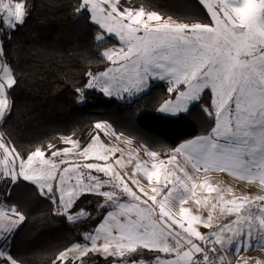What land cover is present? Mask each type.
<instances>
[{
  "label": "snow or ice",
  "instance_id": "6c2138e0",
  "mask_svg": "<svg viewBox=\"0 0 264 264\" xmlns=\"http://www.w3.org/2000/svg\"><path fill=\"white\" fill-rule=\"evenodd\" d=\"M201 3L211 23L164 20L157 11L125 6L121 0H77L75 12L86 14L100 29L96 40L102 44L115 36L120 46L100 53L110 67L86 73L87 84L76 92L98 89L123 98L145 92L152 79L166 80L171 95L162 100L159 111L171 114L188 112L210 92V104L202 108L215 126L171 149L169 162L183 155L197 173L201 169L229 172L240 180L258 181L264 188V0ZM27 12L25 3L0 0L5 26L0 33L23 25ZM3 53L0 41V120L11 109L5 89L18 82ZM94 128L84 145L66 136L62 142L71 147L48 143L24 153L0 133V181L32 183L53 202L54 214L70 223L91 216L87 209L78 208L83 197L101 198L96 211L103 210L102 222L84 235V243L59 251L52 264H93L95 257L105 264H264V260L228 256L264 248V194H235L231 188H213L207 179L197 184L180 166L182 175L166 170L161 178L159 168L164 162L149 168L137 152L133 174L143 172L146 185L122 174L132 163L133 152L125 158L123 149L101 139L118 140L123 133L107 122H97ZM73 148L80 149L78 155L87 162L66 159ZM143 150L152 158L160 156L146 147ZM197 188L217 195L200 199ZM192 198L209 209L207 216L182 206ZM174 201L181 205L178 211ZM218 207L220 215L214 216ZM25 220L19 207L0 203V264H22L7 245ZM198 225L209 231H200Z\"/></svg>",
  "mask_w": 264,
  "mask_h": 264
},
{
  "label": "trees",
  "instance_id": "16d2710c",
  "mask_svg": "<svg viewBox=\"0 0 264 264\" xmlns=\"http://www.w3.org/2000/svg\"><path fill=\"white\" fill-rule=\"evenodd\" d=\"M26 4L25 23L15 31L2 32L4 57L14 72L17 84L8 90L10 113L0 123L9 144L27 152L36 145L55 143L71 136L86 144L98 121H108L117 133L135 143L165 152L194 137L207 134L215 126L202 108L210 104L205 92L199 104L179 115L159 113L163 99L171 94L168 84L155 81L150 89L133 99L105 98L97 90L83 93L98 98L92 104H79L88 82L86 73L105 70L96 35L100 29L86 14H77V0H14ZM125 6L157 11L186 23H211L201 0H121ZM101 198L86 195L78 204L91 213L88 218L70 223L54 214L55 205L44 198L32 183L0 181V203L16 205L26 216L9 241V251L22 264H52L65 247L83 243L84 235L96 227L104 215L96 211ZM151 255L147 259H151ZM93 264H105L95 257Z\"/></svg>",
  "mask_w": 264,
  "mask_h": 264
},
{
  "label": "rangeland",
  "instance_id": "374dc122",
  "mask_svg": "<svg viewBox=\"0 0 264 264\" xmlns=\"http://www.w3.org/2000/svg\"><path fill=\"white\" fill-rule=\"evenodd\" d=\"M5 2H8V0H5ZM16 2L17 1L12 0V3H16ZM145 10L148 11L147 9H145ZM161 17L164 20H167V18H168V17H163L162 15H161ZM172 22H183V21H179V20H177L175 18H172ZM150 23H155V22H150ZM183 23H186V22H183ZM3 29H5V26L3 24L2 19H0V30H3ZM6 31H9V30H4V32H6ZM0 35H1V33H0ZM0 41H1V37H0ZM103 43H106V45H104L101 48V50H100L101 52L104 49H106V48H111V47H114V46H116V47H119L120 46V43H119L118 39L115 36H109L106 39V41H104ZM97 44H101V42L97 41ZM108 67H110V63L108 65ZM100 72H102V71H100ZM0 80H3V72L2 71H0ZM155 81H162V80L152 79L150 81V86ZM163 82H165L166 84H168V82L166 80H163ZM149 89H150V87L145 92H147ZM8 90L9 89L6 87V89H5V96H6V98L9 99ZM86 90H89V91H91V90H97L98 92H101L98 89H86ZM145 92H141V93H138V94H135V95H131V96H129L127 94H124V97L123 98L116 97V96L109 97L106 94H103L102 92H101V94L105 98H108V99L117 98V99H119L121 101L127 102V101H132L133 99H135L136 97H138L139 95H141V94H143ZM94 98H96V97L92 96L91 94H86L85 95L84 93H82L81 96H80V98H79V102L78 103L81 104V105L82 104H85V103L86 104H92ZM96 101H98V98L95 99V102ZM9 102H10V100H9ZM159 108H157V111L159 113L166 114V115H173V116H175V115H179L181 113H185V112H181L179 114H171V113L161 112V111H159ZM1 121L2 120H0V123H1ZM98 122H107L108 124H110L112 126L111 123H109L108 121H105V120L98 121ZM125 138H127L128 140H131V144H128L126 142ZM194 138H192V139H194ZM101 139H103L104 142L106 144H109V146H111V147H118V148L123 149V155H124L125 158H127L129 152H133L132 163L126 165V167L122 170V174L126 173L128 177H131L133 179H140L142 181V183H144L146 185L148 184V181H147L146 177H144L143 172L133 174V169H134L136 163L138 162L137 159H136L137 152H138L139 159L142 160V161H146L147 162V166L149 168H151V166L153 164H160L161 161L164 162L162 165H160V168H159V170L161 172V178H163V173L166 170L167 171H176V174L177 175H182V173H180L177 170V166H180V167H183L184 170L189 173V175L194 176L195 182L197 184H203L204 181L207 179V181H208L209 184H211V185H217L216 187H213V188L219 187V188H223V189L227 190L229 187L225 186V183L223 181L225 177H228V178L229 177H232L234 179L240 180L236 176L232 175L229 172H220V171H216V170H209V171L206 172L203 169H201L200 172L197 173L192 168L191 164L188 163V162H186V160H185V158H184L183 155H179V156H177V158H176L175 161L169 162V157L171 155H173V153L171 152V150L165 151V152H159L160 153L159 158H152V157L148 156L146 154V152L143 150L144 149V146L143 145H140V144L135 143L132 139H130L129 137H127L125 135L121 136L118 140L117 139H113L111 136H102ZM188 140H191V139H188ZM184 142H182V143H184ZM182 143H180V144H182ZM61 147H71V146L65 144L64 146H61ZM79 151H80V149L73 148L72 149V152L66 157V159H68L69 161H76V162H81V163L87 162V161H84L78 155ZM115 156H116V158H119L121 156V153L120 152H117V153H115ZM85 171H87V170L85 169ZM237 183H238V181H237ZM238 188H237V191H238L237 193H240ZM216 195H217L216 192H214V191L209 192V190L208 189H205V188H197L196 189V196L199 197L200 199H203L205 197L211 198V197H215ZM228 198H231V197L228 196ZM3 204H5V203H3ZM182 206L189 208L190 211L192 213H194V214H202L204 216H207L208 211H209V209L207 207L198 206L195 203V198H192V199L187 200V202L185 204H183ZM180 207H181V205H180V203L178 201H174L173 202V208H174V210L178 211ZM213 215L214 216H219L220 215V213H219V207L214 211ZM96 227H94L93 229H95ZM198 227H199V230L202 231V232H208L209 231V229L204 228L202 225H198ZM7 247H8V250H9V243H8Z\"/></svg>",
  "mask_w": 264,
  "mask_h": 264
},
{
  "label": "crops",
  "instance_id": "0c3cea01",
  "mask_svg": "<svg viewBox=\"0 0 264 264\" xmlns=\"http://www.w3.org/2000/svg\"><path fill=\"white\" fill-rule=\"evenodd\" d=\"M1 133V132H0ZM225 186L231 188L233 193L235 194H250V195H258L264 194V188H262L258 181L257 182H249L244 180H237L232 177H225L224 178ZM238 181V183H237ZM217 185H212V187H216ZM239 188H238V187ZM225 188V187H224ZM237 188L239 189L240 193H237ZM255 190V191H254ZM228 196L231 197V194ZM229 258L231 259H241V258H255L259 260H264V248L256 247L255 249H250L248 251H244L241 254V257L235 256L232 252L228 253Z\"/></svg>",
  "mask_w": 264,
  "mask_h": 264
}]
</instances>
